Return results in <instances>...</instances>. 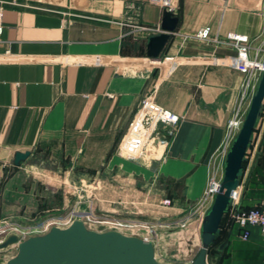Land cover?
Segmentation results:
<instances>
[{
  "label": "crops",
  "instance_id": "crops-1",
  "mask_svg": "<svg viewBox=\"0 0 264 264\" xmlns=\"http://www.w3.org/2000/svg\"><path fill=\"white\" fill-rule=\"evenodd\" d=\"M163 10L175 28L148 58L146 41L161 33ZM202 27L216 43L178 36ZM263 27L264 0H0V218L26 224L55 215L71 202L62 195L48 203L52 182L98 176L104 216L152 220L154 256L160 250L166 264H188L200 246V222L188 210L244 81L226 42L259 48L263 60ZM144 97L179 121L173 130L157 127L162 144L154 139L129 156L127 129ZM255 123L253 162H264V98ZM23 152L28 157L13 165ZM244 189L241 206L251 191ZM229 221L219 264H261L259 230L248 228L242 241Z\"/></svg>",
  "mask_w": 264,
  "mask_h": 264
},
{
  "label": "water",
  "instance_id": "water-1",
  "mask_svg": "<svg viewBox=\"0 0 264 264\" xmlns=\"http://www.w3.org/2000/svg\"><path fill=\"white\" fill-rule=\"evenodd\" d=\"M175 19L162 11L160 32L146 41V57L157 58L168 34L175 28ZM264 98V69L249 100L238 131L225 154L218 191L200 220V246L188 264H205L206 251L216 238L222 216L227 212L230 198L238 186L244 154L250 144L251 133L259 116ZM28 152L15 153L13 165L28 157ZM16 244L15 254L4 264H164L154 257L149 241L116 231L94 232L80 221H72L66 228L51 227L46 233L17 242L14 236L0 243V250ZM222 242L215 251L219 253Z\"/></svg>",
  "mask_w": 264,
  "mask_h": 264
},
{
  "label": "built area",
  "instance_id": "built-area-1",
  "mask_svg": "<svg viewBox=\"0 0 264 264\" xmlns=\"http://www.w3.org/2000/svg\"><path fill=\"white\" fill-rule=\"evenodd\" d=\"M141 29L147 30V28ZM261 34L262 38L264 39V27ZM178 36L182 41L196 40L204 43H216L215 39L210 38L208 27H202L193 34H178ZM226 45L234 51V55L230 59L232 68L244 76V81L240 85L241 94L238 100L239 106V104L247 97V94L250 90H253V94L254 84H257L260 74L264 69V59L262 60L259 57V48H252L248 43H240L235 40H231L226 42ZM262 51L261 53L264 54V51ZM252 94L249 96V100ZM238 106L233 114V117L227 121L225 132L218 149L210 158L209 170L201 195L188 210V215L197 219L199 222L211 205L212 200L218 191L220 180L222 178L225 154L232 138L238 131L244 116L243 114L240 115L238 113ZM178 121V116L166 109L161 108L149 97L142 98L140 100L139 107L127 129V137L133 148V150L129 152L128 155H134L142 151V149L154 139H156L158 143L162 144L163 140L157 138L156 136L157 127L165 126L168 129L173 130ZM122 153L125 154V152ZM237 188L230 198L226 215L230 222L236 225L241 231L240 239L242 241H245L248 237V228L255 227L259 230V233L263 238L261 264H264V203L258 207L240 209L236 203H232L236 197ZM162 205H168V201L163 200ZM145 225L148 224L134 223L130 222L129 220L106 216L102 217V231L113 230L124 235H133L137 238H140L141 240L151 242L155 237L154 230ZM6 226H12V224H4L2 227ZM142 232L144 235H142ZM25 239L26 237H23L20 240L17 239V242L23 241ZM15 246L16 244L10 245V249L14 248ZM6 261L7 258L1 255L0 250V264H4ZM205 264H207V258L205 260Z\"/></svg>",
  "mask_w": 264,
  "mask_h": 264
},
{
  "label": "rangeland",
  "instance_id": "rangeland-1",
  "mask_svg": "<svg viewBox=\"0 0 264 264\" xmlns=\"http://www.w3.org/2000/svg\"><path fill=\"white\" fill-rule=\"evenodd\" d=\"M257 135L258 127L255 123L250 137V144L243 157V170L238 179L236 197L232 201V203H236L240 209L252 208L258 206L260 203H264V162L259 164L260 167L256 166L253 162ZM60 180L62 183L58 182ZM50 183V181L47 182V184ZM52 184H56L58 187L53 192L49 191V195L47 196V200H49L48 203L54 205L56 201L60 202L63 195L67 200L64 204L67 205L68 202H71L69 203L70 205L63 209L59 208L58 211L56 210L57 212H55V215L36 219L26 224H21L11 219L0 218V243L8 236H14L16 240H20L23 237L28 238L31 236L43 235L51 227L66 228L74 220L80 221L85 228L91 231L105 232V230L102 231V217L104 216V214H102V180H100L98 176L75 179L74 182H72L71 178L69 180L68 178H64V180L58 179L57 182H52ZM245 184L251 188V191L244 195L243 199L245 204L241 206ZM47 200H45V202H47ZM123 219L129 220L126 218ZM137 221L139 223L148 224L145 226L152 228L155 234V226L150 224L152 220L138 219ZM4 224H12V226L2 227ZM179 228L181 229V224ZM218 229H221L222 232V224L218 226ZM142 235H144L143 232ZM15 252L16 246L10 249L9 245L1 250V255L8 260ZM154 257L159 263L166 264V258H164L160 250H156ZM207 264H219L218 255L213 253V255L209 256L207 258Z\"/></svg>",
  "mask_w": 264,
  "mask_h": 264
},
{
  "label": "trees",
  "instance_id": "trees-1",
  "mask_svg": "<svg viewBox=\"0 0 264 264\" xmlns=\"http://www.w3.org/2000/svg\"><path fill=\"white\" fill-rule=\"evenodd\" d=\"M262 161H260V160H257L256 161V163H255V165L256 166H258V167H260L259 166V164L261 163ZM242 170H243V163H242ZM259 206V205H258ZM258 206H256V207H258ZM227 215H226V213L222 216V218H221V220H220V223H219V225H226V222L227 221H229L228 220V217H226ZM224 217V218H223ZM227 220V221H226ZM230 222V221H229ZM228 223V222H227ZM220 233H221V231L219 232L218 231V234L216 235V238L214 239V241L211 243V245L209 246V248L207 249V251H206V257L208 258L209 256H211V255H213V253H217L216 251H215V249L217 248V246H218V242H219V240H220Z\"/></svg>",
  "mask_w": 264,
  "mask_h": 264
}]
</instances>
